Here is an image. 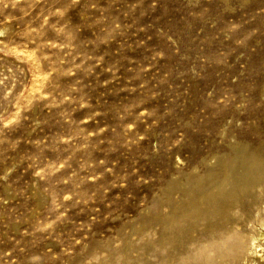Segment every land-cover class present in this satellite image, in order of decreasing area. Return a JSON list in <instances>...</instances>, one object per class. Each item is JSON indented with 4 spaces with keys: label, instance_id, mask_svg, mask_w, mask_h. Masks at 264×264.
I'll list each match as a JSON object with an SVG mask.
<instances>
[{
    "label": "rangeland",
    "instance_id": "rangeland-1",
    "mask_svg": "<svg viewBox=\"0 0 264 264\" xmlns=\"http://www.w3.org/2000/svg\"><path fill=\"white\" fill-rule=\"evenodd\" d=\"M247 154L264 162V0H0V264H166L165 239L181 259L217 237L162 227L159 195Z\"/></svg>",
    "mask_w": 264,
    "mask_h": 264
},
{
    "label": "bare ground",
    "instance_id": "bare-ground-1",
    "mask_svg": "<svg viewBox=\"0 0 264 264\" xmlns=\"http://www.w3.org/2000/svg\"><path fill=\"white\" fill-rule=\"evenodd\" d=\"M228 168H231V167H227L226 165H224L221 168L220 175H218L216 173H215L216 175H213V172H212L211 175H186L184 177L182 176V177H178L177 179L170 180V182L171 181H173V182H172V184H170V183L168 184V188L171 185H172V187H170V189L168 191H164L163 194H160L161 196L159 195V201H160V197H161V203L166 202V204H167L166 207L163 208V209L167 210V217L168 218L164 222L167 225L166 226L163 225L162 227H165V229L166 228L172 229L173 227L174 228L180 227V229H182L184 227L186 228L187 225L189 224L191 226V228H193V230H195V231L203 230V232H204V230H207V231H210L211 233L214 232L215 237H217V239L215 241H210L206 244H203L202 246L198 245L197 239H196V242H194L195 244H193V246L195 248H193L192 245L190 248L188 247L189 253L186 252L187 254L181 255V256H183L181 259H179L178 257L173 258L172 256H175L174 254L177 253L176 251H178V250H180V248L184 247V245H185L183 242L184 239L179 240L180 243H178V244H172V246L168 245V243L166 241L167 239L163 240L161 243L162 247H163L162 249L167 247V248H165L166 250L165 249L164 250L169 255V257H167L166 260H164V261H166L165 262L166 264H242L243 262H245V264H247L249 255L254 254V253L256 254V253L260 252V250H256V248L259 247L260 241L264 239V238H262L263 234L258 233V235H251L252 233L250 234V225L257 224L258 226H264V162L259 161V159L255 158L252 154H247V155H244L242 157L240 168H239L238 172L232 173L229 171ZM217 169H219V168H217ZM210 171H213V170H210ZM214 171H216V170H214ZM216 172H218V171H216ZM164 188L168 189L167 186ZM242 197H248V199L251 198V204H250L251 210L250 211H247L246 208H245V210L244 209H242V210L231 209V208L227 207V205H229V204L225 205L226 200L227 201L228 200L229 201L235 200L237 203L238 200H240V201L242 200ZM206 200L210 201L211 208H207V206L205 204ZM243 200L245 201V198ZM247 201H249V200H247ZM184 202H185V204L183 205ZM247 203L246 204L243 203V204L245 206H247ZM233 205L230 204L229 207L233 206ZM178 207H182L181 216L178 220H175L174 217L172 216V214H170V213H172V211H174ZM238 211L241 213L239 217H237ZM155 225H156V223H155ZM138 228H141L140 225ZM126 229H128V228H126ZM132 229H131V231H132ZM138 230H140V229H138ZM160 230L161 229H158V231H160ZM195 231H194V233H195ZM133 232H132V234H133ZM137 232H139V231H137ZM171 232H170V235H172ZM125 233H126V231H125ZM125 233H124V236L126 235ZM128 233L131 234V232H128ZM136 233H134V235ZM187 234L189 236L190 233H187ZM206 234L207 233H205V236H206ZM119 235H121V234H119ZM140 235H142V234H140ZM140 235H139V237H140ZM160 235H162L161 232H160ZM184 235H182V237ZM191 235H192V233H191ZM118 236H117V238H118ZM121 236L123 237V235H121ZM179 236H181V234ZM127 237L129 238L130 236H127ZM143 237H144V235H143ZM260 237H261V239H260ZM128 238H126V239H128ZM179 238L181 239V237H179ZM184 238H186V237H184ZM188 238L189 237H187V239ZM213 238H214V235H213ZM124 239L122 238L120 241L124 242L125 241ZM135 239L137 240V238H135ZM175 240L177 242V237ZM181 241H182V243H181ZM127 242H128V240H127ZM131 242H134V241H131ZM147 243H145V244L147 245ZM157 243H159V242L157 241ZM131 244H133V243H131ZM131 244L129 243L128 246L130 247ZM153 244H154V242H153ZM102 246H104V245H102ZM125 246H126V244H125ZM139 246H137V247H139ZM155 246H156V243H155ZM107 247H108V245H107ZM129 247H127V249ZM159 247H161V246L159 245ZM140 248L141 247H139V250H140ZM146 248H147V246H146ZM125 249H126V247H125ZM131 249H134V248H131ZM118 250H117L116 256H118ZM151 250H153V249H151ZM193 250L195 252H193ZM135 251L137 252L136 249L134 250V252ZM123 253H126V252L124 251ZM143 253L145 254L144 251H143ZM121 254H122V252H121ZM263 255L264 254L262 253L261 257H263ZM144 256L145 255H143V258L150 257V256H148V254L146 255V257H144ZM115 258L116 259H115L114 264H120V263L124 264L125 258L124 259L121 257H115ZM127 258H129L128 255H127ZM139 258H141V257H139ZM132 262L134 263V261H132ZM132 262H130V263H132ZM147 264H149V263L147 262ZM151 264H152V262H151ZM249 264H252V261L249 262Z\"/></svg>",
    "mask_w": 264,
    "mask_h": 264
}]
</instances>
